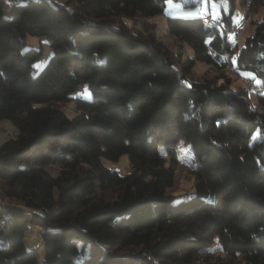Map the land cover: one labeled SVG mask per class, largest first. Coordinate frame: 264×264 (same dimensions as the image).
Returning <instances> with one entry per match:
<instances>
[{
  "label": "trees",
  "instance_id": "1",
  "mask_svg": "<svg viewBox=\"0 0 264 264\" xmlns=\"http://www.w3.org/2000/svg\"><path fill=\"white\" fill-rule=\"evenodd\" d=\"M75 1L27 0L8 18L0 0V120L18 129L0 144V264H191L215 242L238 264H264V18L240 45L235 0L219 16L168 15V35L193 51L180 60L137 27L166 0ZM28 34L50 39L39 71L43 47L24 49ZM197 60L254 71L258 105L244 86L189 81L181 70ZM182 141L195 192L178 197L166 190ZM124 153L129 171L104 165ZM35 225L43 260L26 246Z\"/></svg>",
  "mask_w": 264,
  "mask_h": 264
},
{
  "label": "rangeland",
  "instance_id": "2",
  "mask_svg": "<svg viewBox=\"0 0 264 264\" xmlns=\"http://www.w3.org/2000/svg\"><path fill=\"white\" fill-rule=\"evenodd\" d=\"M27 0H4V15L11 18L14 15L17 4L26 2ZM55 3L64 4L68 7H73L76 4L75 0H50ZM222 8L225 11L230 10V0H166V9L162 14H156L148 18L136 21L137 27L144 32L156 31L158 36L166 42L174 52L178 53V59L185 60L187 57L193 55L191 45L180 41L168 35L167 32V16L168 15H180V16H195L203 13H211L212 16H219L222 14ZM245 18V19H244ZM264 18V2L254 7L243 6L239 0H235L234 12L232 19L234 22L244 21V30L242 31L239 44H243L246 34L252 31L255 20H261ZM244 19V20H243ZM131 22V19H128ZM43 47V55L34 63L36 71H39L49 60L52 50L50 47V39L48 36H38L28 34L26 36V44L24 49L28 47ZM182 58V59H181ZM183 61L177 62V66L182 69ZM181 71L186 73V78L201 79L203 76L218 77L220 81H225L231 86L238 87L244 86L248 89L249 96L254 105H258L256 100V84L260 82L259 76L250 69H241V71L234 70L231 66L228 68L220 69L218 67H212L204 61L197 60L195 65L190 70L182 69ZM250 80L248 82L247 80ZM80 94V93H79ZM81 95L85 98L91 99L93 91L89 86H85L81 90ZM73 101H69L65 104V108L72 116ZM17 127L9 120L2 119L0 121V144H2L11 134L17 132ZM161 153L168 159V153L164 147L160 146ZM180 162L175 166V178L173 185L169 186L166 190L167 194H174L176 196H182L185 194H192L195 192L194 176L189 168V160L191 159V145L185 141H182L179 145ZM105 166L116 168L120 172H126L130 170V162L127 153L122 154L119 159L112 160L103 158ZM67 183H64L66 185ZM33 230H28L26 235L27 248H34L38 251L40 259L43 260L44 254V242L41 237L40 227L35 225L31 227ZM198 255L195 257L194 262L191 264H238L239 258H231L227 256L221 249V247L215 242L211 247H200L197 249Z\"/></svg>",
  "mask_w": 264,
  "mask_h": 264
},
{
  "label": "built area",
  "instance_id": "3",
  "mask_svg": "<svg viewBox=\"0 0 264 264\" xmlns=\"http://www.w3.org/2000/svg\"><path fill=\"white\" fill-rule=\"evenodd\" d=\"M243 22H235L229 28L228 32H229L230 36L234 40H238L240 38V35H241L242 31L244 30V24H243ZM247 81L250 82L249 79Z\"/></svg>",
  "mask_w": 264,
  "mask_h": 264
},
{
  "label": "crops",
  "instance_id": "4",
  "mask_svg": "<svg viewBox=\"0 0 264 264\" xmlns=\"http://www.w3.org/2000/svg\"><path fill=\"white\" fill-rule=\"evenodd\" d=\"M0 121H2V120H0Z\"/></svg>",
  "mask_w": 264,
  "mask_h": 264
}]
</instances>
